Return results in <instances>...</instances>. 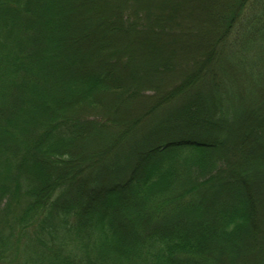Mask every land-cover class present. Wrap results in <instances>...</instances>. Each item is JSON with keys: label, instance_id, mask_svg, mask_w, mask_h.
I'll use <instances>...</instances> for the list:
<instances>
[{"label": "trees", "instance_id": "16d2710c", "mask_svg": "<svg viewBox=\"0 0 264 264\" xmlns=\"http://www.w3.org/2000/svg\"><path fill=\"white\" fill-rule=\"evenodd\" d=\"M105 1L0 0V264H264V0L158 98L113 38L166 26ZM134 98L151 123L108 119Z\"/></svg>", "mask_w": 264, "mask_h": 264}, {"label": "rangeland", "instance_id": "374dc122", "mask_svg": "<svg viewBox=\"0 0 264 264\" xmlns=\"http://www.w3.org/2000/svg\"><path fill=\"white\" fill-rule=\"evenodd\" d=\"M107 1V2H106ZM105 4L99 8L102 11H110V17H117V12L121 10L123 2L128 3V0H106ZM130 1V0H129ZM134 2V3H133ZM128 5L135 4L132 9L139 10L142 13H149L148 26L152 30H156L154 23L166 27H158L159 30H164V34H144L136 33L138 26H132L131 32H125L123 35L114 37L117 48L119 50L113 54L115 60L119 62L121 75L126 79L135 78L136 71L139 72L137 65L139 62L148 64L151 62H163L167 72L155 74L157 80L153 78V84L157 86V95H164L174 86L178 85L181 80H186L190 76L191 67H197L198 61L205 57L209 52L217 34L222 27V19L225 17V10L229 9L232 4L231 0H134ZM140 12V13H141ZM124 30L125 24L122 23ZM118 26V24H117ZM115 29H120L118 28ZM120 31V30H119ZM182 32L183 35H181ZM188 33L192 34L188 36ZM174 34V35H173ZM128 61H124L125 58ZM120 61L128 63L122 65ZM191 65V67H189ZM134 69V73L132 70ZM155 80V81H154ZM243 80V79H242ZM151 82V80H148ZM154 98L142 101L134 98L123 103L116 102L115 107L110 109L108 119L111 121H120L130 123L131 121L142 118L141 125L151 123L152 118L156 113L147 114ZM118 107V111L116 110ZM116 110V111H115ZM101 115V111L97 112ZM264 112L260 110L258 115ZM257 115V116H258ZM106 116V114H105ZM255 117L254 121L259 120V116ZM104 118V117H103ZM105 131H119L117 127H113L112 123L107 124ZM142 126V127H143ZM122 130V129H121ZM109 135V133H108ZM107 139V137H106ZM129 148H125L123 153H127ZM237 156V155H236ZM261 211L258 212L262 228L264 229V193L260 200Z\"/></svg>", "mask_w": 264, "mask_h": 264}]
</instances>
